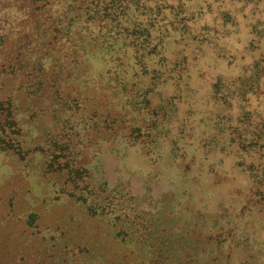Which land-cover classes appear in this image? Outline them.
<instances>
[{"label":"rangeland","instance_id":"rangeland-1","mask_svg":"<svg viewBox=\"0 0 264 264\" xmlns=\"http://www.w3.org/2000/svg\"><path fill=\"white\" fill-rule=\"evenodd\" d=\"M140 7L146 50L113 61L82 41L50 101L34 62L6 73L19 43L0 22V103L19 121L0 119V264H264V0Z\"/></svg>","mask_w":264,"mask_h":264},{"label":"trees","instance_id":"trees-1","mask_svg":"<svg viewBox=\"0 0 264 264\" xmlns=\"http://www.w3.org/2000/svg\"><path fill=\"white\" fill-rule=\"evenodd\" d=\"M3 1L5 3L1 8L6 10L7 15L2 16L0 22L14 24L16 29L9 37L8 34L4 35L2 43L8 48H11L12 40L19 43V52L13 58L14 62L8 63L5 71L7 74H17L21 68L26 69L34 62L36 65L31 68L33 77L37 79L34 91L44 98L51 96L53 88L55 94L63 92V88L56 87L61 80L62 61L73 55L80 57L78 46H81L82 41L85 45L91 42L90 44L99 50L101 58L107 56L113 61H119L124 56L128 58L142 49L146 50L156 33L151 19L148 18V22L143 23L144 25L132 21L135 15L132 8L135 6V10H139L142 0H73L62 8L56 4V0H12L11 3H9L11 0ZM1 2L2 0L0 4ZM77 2H80V5H76ZM149 9L150 12L153 11V8ZM16 34L21 36L15 39ZM66 45H70L69 51L62 54V49ZM33 56L35 57L32 61ZM142 56L144 58V55ZM20 57L22 59H19ZM60 63H62L61 68L59 67L57 71L56 66ZM52 72L54 73L49 81V74ZM78 95L76 94L71 101L73 108L80 107ZM50 100L51 98L48 101ZM148 103L150 102L147 101ZM14 113L13 98L2 100L0 119L4 118L3 126L6 130L19 123ZM132 131L136 133V138L143 137L142 142L150 143L151 135L143 132L142 127L137 126ZM66 163L63 162L65 167H67ZM71 171L68 170L69 177L73 182L79 183L81 179L78 178V174ZM256 187L258 193H262L261 196L264 197V173Z\"/></svg>","mask_w":264,"mask_h":264}]
</instances>
